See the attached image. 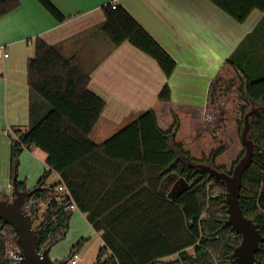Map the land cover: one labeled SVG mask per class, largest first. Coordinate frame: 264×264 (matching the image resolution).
Wrapping results in <instances>:
<instances>
[{
    "label": "trees",
    "instance_id": "obj_1",
    "mask_svg": "<svg viewBox=\"0 0 264 264\" xmlns=\"http://www.w3.org/2000/svg\"><path fill=\"white\" fill-rule=\"evenodd\" d=\"M39 1L59 21L66 19L50 0ZM211 1L239 22L255 8L264 10V0ZM20 4L0 0V17ZM104 11L102 29L115 45L130 41L171 76L176 59L124 6L110 4ZM27 69L30 123L9 130L11 180L24 150L47 153V169L33 195L50 199L37 226L38 251L66 237L74 213L70 204L75 203L102 232L96 264H236L233 252L242 237L227 224L226 184L197 165L233 173L246 154V115L252 102H264V78H248L230 57L211 80L205 106L175 102L165 84L152 108L96 143L91 133L106 101L90 88V74L41 38ZM249 137L256 144L255 156L243 174L241 205L264 235V110L250 116ZM52 172L61 180L46 186ZM172 172L189 184L169 198L160 186ZM59 184L71 192L62 202L56 198ZM87 240L82 238L72 250ZM15 246V229L0 220V264H11L7 252ZM174 254L175 259L166 260ZM256 256L264 264V242Z\"/></svg>",
    "mask_w": 264,
    "mask_h": 264
},
{
    "label": "crops",
    "instance_id": "obj_2",
    "mask_svg": "<svg viewBox=\"0 0 264 264\" xmlns=\"http://www.w3.org/2000/svg\"><path fill=\"white\" fill-rule=\"evenodd\" d=\"M50 1L66 16L64 21L39 0H20L18 8L0 17V46L10 52V57L0 62V178L5 177L0 180V193L8 194L11 186L12 165L7 157L11 156L12 139L5 131L25 129L30 123L27 66L35 55L37 38L57 47L89 73L90 88L105 99L106 107L91 133L96 143L152 108L165 84H169L175 102L205 106L211 80L230 57L248 78H264V10L255 8L239 22L211 0ZM110 4L124 6L176 59L170 77L154 57L130 41L115 45L105 34L104 7ZM253 109L252 115L264 110V102H252L250 111ZM26 158L29 162L23 164ZM46 158L40 148L23 151L17 170L24 187L38 184L47 169ZM60 180L56 172L48 178V182ZM188 184L172 172L164 177L160 191L172 198ZM77 214L93 228L79 208L74 209L71 222ZM97 233L102 239V232Z\"/></svg>",
    "mask_w": 264,
    "mask_h": 264
},
{
    "label": "water",
    "instance_id": "obj_3",
    "mask_svg": "<svg viewBox=\"0 0 264 264\" xmlns=\"http://www.w3.org/2000/svg\"><path fill=\"white\" fill-rule=\"evenodd\" d=\"M254 109L246 115V124L242 138L246 146V154L238 162L232 174L218 171L210 164H198L197 166L208 169L210 175L222 180L226 184V203L229 218L227 224L231 225L242 239L233 252L236 264H259L257 252L260 244L264 242V235L259 231L254 220L244 214L241 205V191L243 174L253 163L255 156V143L249 137L250 116ZM17 170L13 176L14 198H0V220L10 224L18 235L21 249V264H68V259L54 260L50 252L53 245L50 244L38 251L36 248L37 228L33 217L24 208L26 200L34 195L37 188H20Z\"/></svg>",
    "mask_w": 264,
    "mask_h": 264
},
{
    "label": "rangeland",
    "instance_id": "obj_4",
    "mask_svg": "<svg viewBox=\"0 0 264 264\" xmlns=\"http://www.w3.org/2000/svg\"><path fill=\"white\" fill-rule=\"evenodd\" d=\"M10 155V154H9ZM8 158L11 160V156L7 157V163H8ZM29 162V159H24L23 164L25 161ZM30 161H35L34 159H30ZM25 167H27L25 165ZM28 167L30 168V164H28ZM19 172L18 177H19ZM21 174L23 175V170H21ZM5 177L2 175L0 180H4ZM9 193L8 194H3L0 196V198H10L13 199L15 194H14V187L13 183L11 180V186H9V189L7 190ZM77 217L74 218V220L71 222V228L63 239H61L59 242L53 245L52 250L50 252L51 257L54 260H61V259H66L70 255V251L75 243H78L82 239V237L87 238V243L86 245L80 249V258L78 259V262L76 264H96L97 259H98V254L100 251L101 246L103 245V240L99 236V234L87 223L85 219H83L80 214L76 215ZM39 224V220L36 221V226ZM50 245V244H48ZM45 245L43 248H45ZM15 247H10L8 249L9 251V256H13ZM190 252H193L192 248ZM8 256V257H9ZM106 257V256H105ZM104 257V258H105ZM175 259L174 258H168L166 257V260H171Z\"/></svg>",
    "mask_w": 264,
    "mask_h": 264
},
{
    "label": "built area",
    "instance_id": "obj_5",
    "mask_svg": "<svg viewBox=\"0 0 264 264\" xmlns=\"http://www.w3.org/2000/svg\"><path fill=\"white\" fill-rule=\"evenodd\" d=\"M113 7L116 6V4H112ZM10 57V52L4 47L0 46V62L3 59H6ZM23 131L21 130L17 134H15V137L19 135V133H22ZM6 134H9V131H5ZM52 182H47L46 186H50ZM56 190L59 192L56 198L62 202L64 201L67 197L71 196V192L68 189V187L65 184H59L56 187ZM50 203V199L45 201L38 200L34 198L33 196L28 198L24 204V208L27 210V212L33 217L34 220V225L36 224V221L42 220L41 218V213L44 211V209L47 207V205ZM70 208L76 209L77 206L75 203L70 204ZM36 226V225H35ZM38 226V225H37ZM36 226V228H37ZM7 255L9 256V251L7 252ZM10 257V256H9ZM12 259L11 264H21V249L20 246L16 247L15 252L13 256L11 255L10 257ZM80 258V251L78 249H74L70 251V255L67 258L68 259V264H76L78 262V259Z\"/></svg>",
    "mask_w": 264,
    "mask_h": 264
},
{
    "label": "flooded vegetation",
    "instance_id": "obj_6",
    "mask_svg": "<svg viewBox=\"0 0 264 264\" xmlns=\"http://www.w3.org/2000/svg\"><path fill=\"white\" fill-rule=\"evenodd\" d=\"M21 188H23V187H21Z\"/></svg>",
    "mask_w": 264,
    "mask_h": 264
}]
</instances>
